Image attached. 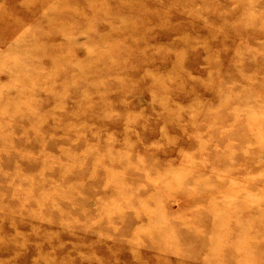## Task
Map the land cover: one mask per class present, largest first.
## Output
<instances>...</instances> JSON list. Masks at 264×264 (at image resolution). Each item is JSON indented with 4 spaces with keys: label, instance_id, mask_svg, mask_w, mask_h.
I'll return each instance as SVG.
<instances>
[{
    "label": "rangeland",
    "instance_id": "1",
    "mask_svg": "<svg viewBox=\"0 0 264 264\" xmlns=\"http://www.w3.org/2000/svg\"><path fill=\"white\" fill-rule=\"evenodd\" d=\"M0 264H264V0H0Z\"/></svg>",
    "mask_w": 264,
    "mask_h": 264
}]
</instances>
